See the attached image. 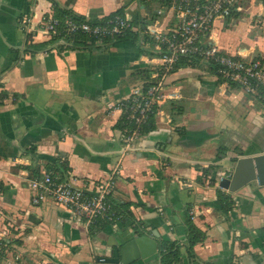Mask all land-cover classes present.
I'll return each instance as SVG.
<instances>
[{"label": "crops", "instance_id": "1", "mask_svg": "<svg viewBox=\"0 0 264 264\" xmlns=\"http://www.w3.org/2000/svg\"><path fill=\"white\" fill-rule=\"evenodd\" d=\"M56 1L94 19L126 0ZM242 4L236 23L217 24L213 35L233 54L264 60V0ZM47 12L58 14L51 0H0V264H122L99 258L145 232L158 234L160 257L130 264H164V241L181 252L173 264H264V186L218 184L237 157L264 152V97L219 79L205 60L179 65L169 77L178 97L158 106L139 146L123 152L119 101L160 59L142 30L152 19L173 28L178 18L160 0H134L124 13L141 27L137 41L68 48L37 31ZM57 158L64 179L81 187L119 165L110 199L132 218L92 234L63 206L34 204L29 181ZM219 192L232 201L228 213ZM188 215L206 234L191 248Z\"/></svg>", "mask_w": 264, "mask_h": 264}, {"label": "built area", "instance_id": "2", "mask_svg": "<svg viewBox=\"0 0 264 264\" xmlns=\"http://www.w3.org/2000/svg\"><path fill=\"white\" fill-rule=\"evenodd\" d=\"M242 3L243 0H171V9L179 20L175 27L162 28L158 19L146 24L142 32L152 37L160 59L150 78L133 86L129 94L119 101L125 124L122 128L123 152L139 146L146 123L157 112L158 106L178 97L169 77L182 57L194 56L205 60L219 79L236 84L254 96L264 97V60L257 56L233 54L219 45L213 35L217 24L225 27L236 23L243 10ZM29 23L26 16L21 20L25 28ZM37 31L50 36L58 45L72 48L83 45V37L104 44L108 38L121 37L128 31H141V27L126 13H114L98 21L47 12ZM119 173V165H116L107 177L90 188L78 186L72 179L60 180L53 172L45 171L29 181L33 191L32 202L39 204L51 200L88 226L98 220L115 224L124 218V213L110 199Z\"/></svg>", "mask_w": 264, "mask_h": 264}, {"label": "water", "instance_id": "3", "mask_svg": "<svg viewBox=\"0 0 264 264\" xmlns=\"http://www.w3.org/2000/svg\"><path fill=\"white\" fill-rule=\"evenodd\" d=\"M252 182L264 186V152L237 157L231 175L222 176L218 184L230 192H237ZM157 238V233L145 232L133 235L122 243L113 242L110 244L113 247L112 254L99 259L122 264H130L140 259L150 262L160 257Z\"/></svg>", "mask_w": 264, "mask_h": 264}, {"label": "trees", "instance_id": "4", "mask_svg": "<svg viewBox=\"0 0 264 264\" xmlns=\"http://www.w3.org/2000/svg\"><path fill=\"white\" fill-rule=\"evenodd\" d=\"M51 1H52V5H53L54 9L58 12V14H60V15L72 14V15L76 16L79 19H84L85 18V16L77 14V13H75L72 10L60 8L59 4H58V2L56 0H51ZM132 1H134V0H126L124 2V4L119 9H117L115 12H113V13H111L109 15H112L114 13H124V9ZM140 1H142V0H140ZM160 1L164 2L167 6L171 5V0H160ZM103 18L100 17L98 19L97 18H94V19L98 20V21H102ZM138 37H139L138 33L133 32V31H128L121 37H117V38H114V39L108 38L106 41H119V40H122V39H131L133 41H137ZM88 41H91L90 44L87 43ZM82 43H83V45H91V44L95 43V40L94 39H89L87 37H83ZM198 59H199L198 57H194V56L182 57L180 59V61L178 62V64L176 65L175 70L177 69V67L179 65L197 64V60ZM150 74H151V72H150V70H148V73L145 75V77L143 79L144 80H148L150 78ZM262 102H264V100ZM154 115L155 114L150 116L148 122L146 123L145 129L151 128V127L154 126V120H153L154 119ZM121 126H122V128H124V126H125L123 118L121 120ZM34 148L35 147L33 146L32 148H30V150H28V152L34 151ZM219 150L224 152V149L221 148V147H220ZM51 162H52V165L50 167H48L47 171L53 172L56 176L59 177L60 180H63L65 178L64 177V175H65L64 172L65 171L63 169H65V167H66L64 160H60V158H57V159H55V160H53ZM56 172H58L60 174V176ZM40 175L41 174L36 173L34 176H40ZM219 201L223 204V208H222L223 211L228 213L229 210L231 209L232 201L228 200L227 196H222L221 192H219ZM121 210L124 213V218L122 220L123 222L127 221V219H131L132 218V213L130 211H127L125 209H121ZM189 216L190 215H188L186 217H187V223H188V228H189L188 246L191 248L197 242L202 241L205 238L206 234L203 231L199 230L192 223V221H191ZM108 223L109 222H104L102 220H98L97 222H94L93 224L90 225L91 233L92 234L96 233L97 231L102 229L104 226H106ZM133 225H134V222H133ZM136 226L137 225H135V227ZM139 231L142 232L141 230H139ZM160 251H161V253L164 256V260H163L164 264H173L174 262H178L180 260V258H181V252L179 250V247L175 246L170 241L162 242V246H161Z\"/></svg>", "mask_w": 264, "mask_h": 264}]
</instances>
